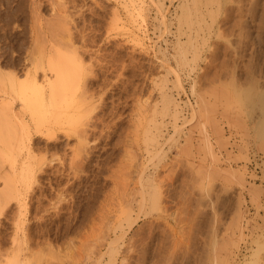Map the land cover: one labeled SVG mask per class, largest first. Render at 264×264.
<instances>
[{"label": "rangeland", "instance_id": "1", "mask_svg": "<svg viewBox=\"0 0 264 264\" xmlns=\"http://www.w3.org/2000/svg\"><path fill=\"white\" fill-rule=\"evenodd\" d=\"M235 1L0 0V73L22 81L38 48L69 31L70 44L60 42L92 70L81 63L89 73L75 99L81 88L96 104H67L36 126L18 97L0 92L18 120L0 141L15 173L5 160L0 175L19 186L1 202L0 264H264V0L239 2L241 13ZM79 112L91 124L85 146L68 134Z\"/></svg>", "mask_w": 264, "mask_h": 264}, {"label": "bare ground", "instance_id": "2", "mask_svg": "<svg viewBox=\"0 0 264 264\" xmlns=\"http://www.w3.org/2000/svg\"><path fill=\"white\" fill-rule=\"evenodd\" d=\"M31 1H36V0H31ZM54 1V0H53ZM56 1V0H55ZM190 1V0H189ZM238 2V4H237V2ZM235 2H236V4H237V6L235 5V7H230V8H235V10H237V11H239L240 10V5H239V2H241V1H243V0H236ZM245 1V0H244ZM250 1H252V0H250ZM249 1V3H251ZM12 2V1H11ZM31 3V4H35V3ZM43 2V1H42ZM41 2V3H42ZM50 2V1H49ZM65 2V1H64ZM185 2H186V0H185ZM195 2V4H196V1H194ZM234 2V1H233ZM40 3V4H41ZM205 3V2H204ZM207 3H208V1H207ZM214 3V2H213ZM38 4H39V2H38ZM57 4V3H56ZM241 4V3H240ZM60 5V4H59ZM180 6H181V4H179ZM206 5V4H205ZM208 5V4H207ZM210 5V4H209ZM217 5V4H216ZM233 5V4H232ZM255 5V4H254ZM15 6V5H14ZM39 6V5H38ZM183 6V5H182ZM197 6V5H196ZM241 6H242V4H241ZM258 6H260V5H258ZM32 7V6H31ZM36 7V6H35ZM54 8L53 9H56L55 8V6H53ZM56 7H57V5H56ZM186 7H187V5H186ZM229 7V6H228ZM9 8V7H8ZM59 8H61L60 6H59ZM63 8V7H62ZM39 9V8H38ZM52 9V10H53ZM65 9V8H64ZM188 9V8H187ZM242 9V8H241ZM62 10V9H61ZM194 10H195V7H194ZM209 11H210V8L208 9ZM216 10V9H215ZM228 9L226 8V11H227ZM55 11V10H54ZM58 11V10H57ZM197 11V10H196ZM212 11V10H211ZM217 11V10H216ZM61 12V11H60ZM65 12V11H64ZM174 12H175V10H174ZM198 12V11H197ZM207 12V11H206ZM213 12V11H212ZM211 12V13H212ZM262 12V11H261ZM4 13V12H3ZM70 13V12H69ZM194 13V12H193ZM239 13H241L240 11H239ZM58 14V13H57ZM188 14V13H187ZM32 15V14H31ZM55 15V14H54ZM201 15V14H200ZM199 15V16H200ZM244 15V14H243ZM261 15H262V13H261ZM20 16V15H19ZM53 16V15H52ZM60 16V15H59ZM65 16V15H64ZM73 16V15H72ZM176 16V15H175ZM191 16V15H190ZM208 16V15H207ZM212 16H213V13H212ZM248 16V15H247ZM259 16V15H258ZM34 17V16H33ZM35 17H36V15H35ZM178 17V16H177ZM209 17V19H210V21H212L211 19L212 18H210V16H208ZM195 18V17H194ZM35 19H37V18H35ZM55 19V18H54ZM58 19V18H57ZM57 19H56V21H57ZM61 19V18H60ZM64 19V18H63ZM191 19V18H190ZM190 19H189V21H190ZM203 19V18H202ZM202 19H201V21H202ZM257 19V18H256ZM178 20H180V19H177V21ZM184 20V19H183ZM53 21V20H52ZM64 21V20H63ZM257 21V20H256ZM34 22V21H33ZM213 22V21H212ZM211 22V23H212ZM237 22V21H236ZM241 22V21H240ZM53 23H56V22H53ZM52 23V24H53ZM63 24H65V22H62ZM61 23V24H62ZM70 23V22H69ZM74 23V22H73ZM72 23V24H73ZM184 23H187V22H184ZM204 23V22H203ZM210 23V24H211ZM220 23V22H219ZM260 23L262 24V23H264V15H262V18L260 17ZM7 24V23H6ZM39 24V23H38ZM43 24H45V23H43ZM46 24H51V22H47ZM57 24H58V22H57ZM191 24V23H190ZM199 24V23H198ZM35 25V26H34ZM33 25V27L35 28L36 27V24H34ZM54 25V24H53ZM52 25V26H53ZM74 25V24H73ZM196 26H197V24H195ZM258 25V24H257ZM262 25H264V24H262ZM55 27L57 26L56 24L54 25ZM59 26H61L60 25V21H59ZM58 26V28H60ZM63 26V25H62ZM65 26H66V24H65ZM191 26H192V24H191ZM194 26V25H193ZM200 26V25H199ZM199 26H198V28H199ZM222 26V25H221ZM232 26V25H231ZM230 26V27H231ZM246 26V25H245ZM260 25H258V27H259ZM49 27H50V25H49ZM244 27V26H243ZM39 28V27H38ZM43 28V27H42ZM44 28H45V26H44ZM51 28V27H50ZM53 29H55L54 27H52ZM51 28V30H53ZM65 28V27H64ZM64 28L62 27V29L64 30ZM67 28H68V26H67ZM201 28V27H200ZM13 29V28H12ZM47 29V28H46ZM178 29H179V27H178ZM187 29H189L188 27H187ZM206 29H207V27H206ZM228 29V28H227ZM237 29V28H236ZM244 29V28H243ZM35 30V29H34ZM38 29H36V31H37ZM48 30H49V32L51 31L49 28H48ZM58 30H61V29H57L56 28V31H58ZM68 30H69V28H68ZM75 30V29H74ZM180 30V29H179ZM201 31H202V28L200 29ZM208 30V29H207ZM40 31V32H39ZM41 31H42V29L40 30H38V32H39V37H40V34H41ZM56 31H52V32H55L56 33ZM240 31H242V30H240ZM19 32V31H18ZM37 32V33H38ZM59 32V31H58ZM62 32V31H61ZM198 32V31H197ZM207 32V31H206ZM34 33H35V31H34ZM46 33V32H45ZM44 33V34H45ZM64 33H66V34H63V32H62V34L63 35H67L68 33H70L69 31H68V33H67V31L66 32H64ZM72 33V32H71ZM83 33V32H82ZM183 33V32H182ZM216 33V32H215ZM232 33V32H231ZM257 33V32H256ZM23 34V33H22ZM36 34V33H35ZM35 34H34V36H35ZM43 34V35H44ZM47 34L50 36H52V33H46V36H47ZM54 34V33H53ZM62 34H60V32H59V35H61L60 37H59V40L57 39V38H54L55 39V43H59L60 42V40H62L63 39V43H64V45L65 44H67L66 42H67V40L66 41H64V38H67L66 36L65 37H63L62 36ZM221 34V33H220ZM236 34H238V33H236ZM19 35V34H18ZM42 35V36H43ZM56 35L58 36V34L56 33ZM78 35V34H77ZM85 35V34H84ZM190 35V34H189ZM203 35V34H202ZM201 35V36H202ZM212 35V34H211ZM227 35V34H226ZM230 35V34H229ZM242 35H243V33H242ZM45 35H44V37H45V39H47L48 37H46ZM56 36V37H57ZM70 36L71 35H69L68 37V39H70ZM178 36V35H177ZM181 36V35H180ZM209 36V35H208ZM215 36H217V35H215ZM221 36V35H220ZM241 36V35H240ZM239 36V37H240ZM256 36V35H255ZM259 36V35H258ZM262 36H264V35H262ZM53 37H55V36H53ZM52 37V38H53ZM62 37V38H61ZM218 37V36H217ZM38 37H34V39L36 40ZM42 37H40V38H38V39H41ZM6 39V38H5ZM38 39H37V41H38ZM44 39V40H45ZM49 39V38H48ZM54 39H53V41H54ZM56 39L58 40L57 42H56ZM73 39H74V37L72 36V38H71V40L70 41H72L73 42ZM42 40V39H41ZM40 40V41H41ZM51 39H49V42H51L50 41ZM81 40V39H80ZM193 40V39H192ZM191 40V41H192ZM196 40V39H195ZM45 41H47V43H48V40H45ZM45 41H43V42H45ZM83 41V40H82ZM187 41V40H186ZM202 41H204L203 39H202ZM217 41H219V40H217ZM13 42V41H12ZM43 42H40V44H42ZM68 42H69V40H68ZM84 42V41H83ZM92 42V41H91ZM216 42V41H215ZM35 43V42H34ZM34 43H33V45H34ZM38 44H39V42H37ZM46 43V42H45ZM53 44H51V45H49L48 44V46H45L44 44H42L41 45V48H38L40 51H41V57L40 58H38V59H35V61L37 62L38 61V63L37 64H35V65H33V69H31V70H29L28 71V69H27V71H26V78L24 79H22V81H19L18 79H17V75L15 76L14 75V73L13 74H10L9 72L8 73H4L3 75L0 73V92H2V94H4V95H12L13 97L14 96H16V97H18L20 100H21V107H23V108H26V110L27 109H29V115H30V119H32V120H40V118L41 117H39V116H42V117H51L52 115H54L55 117H57L56 119H58L59 117L61 118L62 116L61 115H63V112H62V109L63 110H66V108L65 107H68L67 106V104L69 105V104H71L72 106H74V109H76V107L75 106H77V105H79V110H80V103H82L83 101H86V102H88L89 100L88 99H85L87 96H83L82 94H84V92H86V90L84 89V86L82 87L83 89L82 90H85L82 94H81V88H80V94L78 95L77 94V97L79 98V96H80V98L79 99H75V96H76V89H78L79 88V86L81 85V81L83 82V74H85L86 73V71H85V73H79L80 71H79V69L80 70H82V68H81V63L83 62L82 60H79L78 58V56H75L74 58L72 57V55L74 54H69L70 52H73L74 51V49L72 50L71 48L74 46V43H73V45H71L72 47L70 48V46H69V48H70V50H72V51H70L69 53L67 52V51H69V50H66L67 48H66V46H64L63 44H62V42H60V44L58 45V44H56L55 45V43L54 42H52ZM181 43V42H180ZM187 43H189V42H187ZM220 43V42H219ZM224 43V42H223ZM239 43V42H238ZM68 44H70V43H68ZM67 44V45H68ZM84 44V43H83ZM178 44V43H177ZM195 44V43H194ZM204 44H205V42H204ZM214 44V43H213ZM226 44V43H225ZM252 44H254V43H252ZM257 44V43H256ZM35 45H37V44H35ZM81 45H82V42H81ZM181 45H182V43H181ZM180 45V46H181ZM84 46H86V45H84ZM90 46V45H89ZM186 46V45H185ZM202 46V45H201ZM214 46V45H213ZM229 46V45H228ZM245 46V45H244ZM252 46V45H251ZM32 47V46H31ZM40 47V46H39ZM192 47V46H191ZM197 47V46H196ZM195 47V48H196ZM259 47V46H258ZM32 48H34V46L32 47ZM36 49H35V51L36 50H38L37 49V46L35 47ZM79 48V47H78ZM215 48H218V47H215ZM230 48V47H229ZM247 48V47H246ZM251 48V47H250ZM9 49V48H8ZM80 49V48H79ZM98 49V48H97ZM193 49V48H192ZM201 49V48H200ZM32 50V49H31ZM31 50H30V52H31ZM38 50V51H39ZM76 50V49H75ZM179 50V49H178ZM196 50V49H195ZM33 52V59H34V57H35V54H37V56L39 55V52H35L34 51V49L32 50ZM83 51H85V50H83ZM185 51V50H184ZM250 51V50H249ZM6 52V51H5ZM29 52V53H30ZM75 53H78L79 52V50L77 51H74ZM88 52V51H87ZM86 52V53H87ZM95 52V51H94ZM193 52V51H192ZM16 53V52H15ZM80 53V52H79ZM85 53V52H84ZM178 53H180V51L178 52ZM181 53H182V51H181ZM233 53V52H232ZM240 53V52H239ZM260 53V52H259ZM20 54V53H19ZM80 54H82V53H80ZM101 54V53H100ZM194 54H196V53H194L193 52V57H195V55ZM213 54V53H212ZM221 54V53H220ZM225 54V53H224ZM29 55V54H28ZM32 55V54H31ZM30 55V56H31ZM184 55H186V53L184 54ZM183 55V57L182 58H184L185 56ZM191 55H192V53H191ZM190 55V56H191ZM214 55V54H213ZM103 56V55H102ZM197 56V55H196ZM233 56V55H232ZM257 56V55H256ZM32 57V56H31ZM78 57V58H77ZM93 57V56H92ZM100 57V56H99ZM174 57H176V56H174ZM209 57V56H208ZM26 58V57H25ZM30 58V57H29ZM28 58V59H29ZM81 58V57H80ZM181 58V59H182ZM192 58V57H191ZM191 58H189V59H191ZM196 58V57H195ZM210 58V57H209ZM225 58H227V56L225 57ZM235 58V57H234ZM233 59V58H232ZM257 59V58H256ZM32 60V59H31ZM31 60H30V64H32L31 63ZM133 60V59H132ZM131 60V61H132ZM261 60V59H260ZM34 61V60H33ZM164 61V60H163ZM183 61V60H182ZM191 62H192V60H190ZM218 61V60H217ZM228 61V60H227ZM35 62V63H36ZM85 62V61H84ZM224 62H226L225 60H224ZM238 62V61H237ZM258 62V61H257ZM8 63V62H7ZM16 63V62H15ZM98 63V62H97ZM233 63V62H232ZM241 63V62H240ZM247 63V62H246ZM259 63V62H258ZM24 64V63H23ZM33 64H34V62H33ZM83 64V63H82ZM94 64V63H93ZM186 64V63H185ZM213 64H215V63H213ZM260 64V63H259ZM87 64H83V66H85L84 67V69L86 70H88L89 69V71H92V70H90V64L89 65H87ZM209 65H210V63H209ZM252 65V64H251ZM23 66V65H22ZM26 66H28V60H27V65ZM98 66V65H97ZM184 66V65H183ZM87 67V68H86ZM123 67V66H122ZM137 67V66H136ZM250 67V66H249ZM262 67V66H261ZM27 68V67H26ZM100 68H102V67H100ZM110 68V67H109ZM129 68V67H128ZM194 68V67H193ZM204 68V67H203ZM206 68V67H205ZM231 68V67H230ZM252 71H254L255 72V70L253 69V66H252ZM257 69V68H256ZM133 70V69H132ZM167 70V69H166ZM192 70H194V69H192ZM262 70V69H261ZM38 71H40V73H41V75H40V78H38L37 79V74L39 73ZM89 71L84 75V77H87L86 75L89 73ZM94 71V70H93ZM207 71V70H206ZM233 71H234V69H233ZM247 71V70H246ZM38 72V73H37ZM84 72V71H83ZM120 72V71H119ZM205 72V71H204ZM244 72V71H243ZM260 72V71H259ZM258 72V73H259ZM16 73V72H15ZM93 73V72H92ZM253 73V72H252ZM91 74V73H90ZM95 74V73H94ZM93 74V75H94ZM250 74V73H249ZM256 74V73H255ZM260 74V73H259ZM92 75V74H91ZM92 75V76H93ZM96 75V74H95ZM95 75H94V77H95ZM117 75V74H116ZM213 75H215V74H213ZM243 75V74H242ZM21 76V75H20ZM227 76V75H226ZM245 76H246V74H245ZM250 76V75H249ZM260 76H262V77H264V74H261ZM90 77V76H89ZM93 77V78H94ZM229 78V77H228ZM234 78V77H233ZM20 79V78H19ZM83 79V80H82ZM87 79V78H86ZM90 79V78H89ZM204 79V78H203ZM262 79H264V78H262ZM244 80V79H243ZM201 81V80H200ZM229 81V80H228ZM260 81V80H259ZM85 83H86V81L84 80V82H83V84L85 85ZM89 83V82H88ZM113 83V82H112ZM250 83H252V82H250ZM222 84V83H221ZM253 84V83H252ZM261 84H262V82H261ZM123 85V84H122ZM156 85V84H155ZM226 85V84H225ZM112 86V85H111ZM136 86V85H135ZM166 86V85H165ZM200 86V85H199ZM224 86V85H223ZM257 86H259V84L257 85ZM86 88H87V86H85ZM162 87V86H161ZM164 87V86H163ZM241 87V86H240ZM103 88V87H102ZM138 88V87H137ZM223 88V87H222ZM253 88V87H252ZM125 89V88H124ZM199 89V88H198ZM197 89V90H198ZM251 89V88H250ZM161 90V89H160ZM213 90V89H212ZM226 90V89H225ZM233 90V89H232ZM241 90V89H240ZM254 90V89H253ZM200 91V90H199ZM243 91V90H242ZM227 92V91H226ZM232 92V91H231ZM230 92V93H231ZM248 92V91H247ZM104 93V92H103ZM165 93V92H164ZM163 93V94H164ZM197 93V92H196ZM233 93H234V91H233ZM240 93V92H239ZM87 94V93H86ZM89 94V93H88ZM218 94V93H217ZM249 94V93H248ZM247 94V95H248ZM212 95V94H211ZM239 95V94H238ZM93 96V95H92ZM92 96H90L91 98H92ZM197 96V95H196ZM233 96V95H232ZM260 96V95H259ZM11 97V96H10ZM103 97V96H102ZM136 97V96H135ZM163 97V96H162ZM214 97H216V96H214ZM213 97V98H214ZM246 97V96H245ZM244 97V98H245ZM248 97V96H247ZM251 97H252V94H251ZM8 99H6V100H2V101H0V120L1 121H3V123L2 124H0V141H3L4 142V140H2V138L5 136V134L6 133H4L5 131H9L10 129H8L7 128V126H11V125H7V123L8 124H12V125H14L13 124V122H9L8 120H9V118L10 117H12L13 116V119L14 120H16L15 119V112L13 113L12 112V110H11V99L9 98V97H7ZM163 98H165V97H163ZM223 98V97H222ZM227 98V97H226ZM257 98V97H256ZM90 99V98H89ZM166 99V98H165ZM200 99V98H199ZM231 99V98H230ZM235 99V98H234ZM237 99V98H236ZM88 100V101H87ZM91 100V99H90ZM164 100V99H163ZM224 100V99H223ZM249 100V99H248ZM92 101H93V99H92ZM104 101V100H103ZM165 101V100H164ZM168 101H169V99H168ZM240 101V100H239ZM238 101V102H239ZM247 101V100H246ZM98 102V101H97ZM124 102V101H123ZM171 102V101H170ZM169 102V103H170ZM204 102V101H203ZM202 102V103H203ZM232 102V101H231ZM234 102V101H233ZM241 103L240 104H243V102H244V100H243V102L242 101H240ZM250 102V101H249ZM249 102H247V103H249ZM252 102V101H251ZM250 102V103H251ZM99 103V102H98ZM168 103V104H169ZM221 103V102H220ZM223 103H224V101H223ZM225 103H226V101H225ZM235 103H236V100H235ZM258 103V102H257ZM261 103V102H260ZM91 104V105H90ZM163 105H164V103H162ZM82 105H84V104H82ZM89 105H90V107L92 106L93 108H95L96 106V104L94 103V106H93V104L92 103H90V101H89ZM88 104L86 105L85 104V106H86V111H88L87 110V106H89ZM162 105V106H163ZM204 105V104H203ZM166 106H168V105H165V107ZM245 106V105H244ZM247 106V105H246ZM82 107V106H81ZM93 108L92 109H90L89 108V111H91V110H93ZM164 108V107H163ZM200 108V107H199ZM202 108V107H201ZM77 109V110H78ZM82 109V108H81ZM262 108H259V110H261ZM68 110V109H67ZM66 110V111H67ZM73 110V109H72ZM65 111V112H66ZM81 111H83V110H81ZM86 111H83V112H86ZM94 111V110H93ZM102 111V110H101ZM245 111V110H244ZM262 111V110H261ZM247 112V111H246ZM62 113V114H61ZM69 113H71L72 114V112H69ZM66 114V115H69V116H71L72 117V115L71 114ZM73 113H75V112H73ZM82 113V112H81ZM80 112L78 113V117H76L75 115H74V120H73V118H70L71 119V121H69L70 123L72 122V120L73 121H75L76 120V118H78L76 121L77 122H80V121H82L83 120V118H82V115H84V113H82V115H81V118H79V116H80V114H81ZM88 113V112H87ZM92 113V111L91 112H89V114L88 115H90ZM261 113V112H260ZM262 113H264V112H262ZM75 114H77V112L75 113ZM18 115H20V114H18ZM17 115V116H18ZM65 115V116H66ZM87 115V116H88ZM260 115V114H259ZM262 115H264V114H262ZM53 116V121L55 122V120L56 119H54L55 117ZM65 116H63V117H65ZM69 116H66V117H69ZM85 116H86V114H85ZM85 116H83L84 117V120H85ZM94 116V115H93ZM253 117V116H252ZM261 117V116H260ZM21 118V117H20ZM38 118V119H37ZM87 118V117H86ZM89 118H90V116H88V121H89ZM22 119V118H21ZM46 119V118H45ZM50 119V118H49ZM69 119V118H68ZM81 119V120H80ZM93 119V118H92ZM91 118H90V120H92ZM52 120V119H51ZM79 120V121H78ZM82 121V122H80V124L78 123V126H75V125H77V124H75L74 125V129H73V125L71 126V128L70 129H68V134H69V132L70 133H72L73 134V132H74V134H75V136H83L84 135V137H82V139L80 140L79 138V140L82 142V144L80 143V141H79V145L81 144V145H83V146H85V142H83L85 139H83V138H86L85 137V135L86 134H88V132L86 133V134H84L86 131H85V128L88 126H86V124L84 125V122H86V120L85 121ZM97 120V119H96ZM17 122H18V120H16ZM20 121H22V120H20ZM35 121V125L37 126V125H39L38 123H40V122H36ZM42 121V120H41ZM56 121H58V120H56ZM76 121L74 122V123H76ZM15 122V121H14ZM33 122V121H32ZM50 123L49 124H51V121H49ZM90 122V121H89ZM89 122H86V123H89ZM16 123V122H15ZM22 123H23V121H22ZM61 123V122H60ZM69 123V124H70ZM99 123V122H98ZM239 123V122H238ZM255 123V122H254ZM260 123V122H259ZM53 124V123H52ZM140 124V123H139ZM257 124V123H256ZM261 124V123H260ZM260 124H258V125H256L258 128L257 129H260L261 127H264V126H261L262 124H264V123H262L261 125ZM24 125H25V123H24ZM40 125H42V124H40ZM71 125V124H70ZM69 125V126H70ZM84 127H83V126ZM91 125V124H90ZM89 125V126H90ZM103 125V124H102ZM253 125V124H252ZM259 125L261 126L260 128H259ZM28 126V125H27ZM26 126V127H27ZM86 126V127H85ZM88 126V127H89ZM14 127V126H13ZM39 127V126H38ZM37 127V128H38ZM47 127V126H46ZM55 127V126H54ZM87 127V128H88ZM93 127V126H92ZM91 127V128H92ZM254 127V126H253ZM15 128V127H14ZM14 128H12V129H14ZM23 128V127H22ZM28 128H29V126H28ZM36 128V129H37ZM50 128H51V126H50ZM86 128V129H87ZM90 128V127H89ZM88 128V129H89ZM256 128V127H255ZM7 129V130H6ZM27 129V128H26ZM35 129V128H34ZM52 129V128H51ZM63 129V128H62ZM94 129V128H93ZM257 129H252V130H254L255 132L257 131ZM262 129H264V128H261V130ZM19 130V129H18ZM28 130V129H27ZM26 130V131H27ZM38 130H39V128H38ZM50 130V129H49ZM56 130V129H55ZM66 130V129H65ZM261 130H258V132L259 131H261ZM13 132H14V130H12ZM45 131L47 132V130L45 129ZM85 131V132H84ZM11 132V131H10ZM10 132H8V133H10ZM45 132V133H46ZM50 132L54 135V131H52V130H50ZM262 132H264V130H262L261 131V135H264V133H262ZM12 133V132H11ZM44 133V132H43ZM48 133V135H50L49 134V132H47ZM254 133V132H253ZM71 134V135H72ZM255 134V133H254ZM253 134V135H254ZM256 134H257V132H256ZM255 134V135H256ZM7 135L8 134H6V137H7ZM12 135H13V133H12ZM11 135V136H12ZM15 135V134H14ZM20 135V134H19ZM47 135V134H46ZM90 135V134H89ZM3 136V137H2ZM9 136V135H8ZM10 136V137H11ZM16 136V135H15ZM15 136H14V138H15ZM51 136V135H50ZM5 137V138H6ZM20 137V136H19ZM18 137V138H19ZM48 137V136H47ZM256 137H258L257 135H256ZM254 138V137H252V138H254V139H257V138ZM262 137H264V136H262ZM5 138H3V139H5ZM8 138V137H7ZM17 138V139H18ZM81 138V137H80ZM11 140H12V138H11ZM14 140V139H13ZM83 140V141H82ZM15 141V140H14ZM13 141V142H14ZM255 142H256V140H254ZM259 142H260V140H259ZM262 142H264V140H262ZM252 143H253V141H252ZM257 143V142H256ZM5 144V143H4ZM3 144V146H0V162L1 163H3L2 161H5L6 160V162L7 163H9L8 164V167L10 168V170H11V173H12V176L14 175V170H13V168H12V166H14V157L13 156H10V153L11 152H9V151H7L6 149H9V147L10 146H8L9 145V143L8 144H5L4 145ZM23 144V143H22ZM77 144V145H78ZM12 145V144H11ZM78 145V146H79ZM87 145V144H86ZM256 145H258V144H256ZM12 147V146H11ZM16 147V146H15ZM22 147V146H21ZM80 147V146H79ZM87 147V146H86ZM255 147V146H254ZM261 147H262V145H261ZM80 148H83L82 146L80 147ZM78 149L77 148V150L75 151V152H77V151H79V150H81V149ZM85 148V147H84ZM12 148H10V150H11ZM259 149V148H258ZM262 149V148H261ZM73 150V149H72ZM17 151H18V149H17ZM262 151V150H261ZM19 152H21V151H19ZM80 152V151H79ZM79 152H77V153H79ZM86 152V151H85ZM255 152V151H254ZM253 152V153H254ZM82 153V152H81ZM76 154V153H75ZM75 154H73V156L75 155ZM88 154V153H87ZM13 155V154H12ZM15 155V154H14ZM77 155V154H76ZM242 155V154H241ZM78 156V155H77ZM13 157V158H12ZM78 158V157H77ZM42 159V161L43 160H45V159H43V158H41ZM74 159H75V156H74ZM9 162H8V161ZM40 160V159H39ZM73 162V160H71V165L73 164L72 163ZM6 163V164H7ZM256 163V162H255ZM254 163V164H255ZM37 164V163H36ZM256 165V164H255ZM262 165H264V164H262ZM1 166V165H0ZM4 166V165H3ZM70 166V165H69ZM76 166V165H75ZM2 167V166H1ZM1 167H0V169H1ZM41 168V167H40ZM40 168H38V169H40ZM23 170V169H22ZM32 172V171H31ZM41 172V171H40ZM4 173V172H3ZM262 173H264V172H262ZM2 175H4V174H2ZM2 175H0L1 177L0 178H2ZM7 176H3V178H2V181H3V179H5L4 181H3V183H2V186H0V210H2V211H4V205H5V202L6 201H8L11 197H15V198H17L18 196H19V186H17V185H15L16 183L14 182V179H12V176L11 175H8V174H6ZM256 175V174H255ZM241 176V175H240ZM257 179V178H256ZM38 183V182H37ZM146 183H148V182H146ZM27 184V183H26ZM148 186V185H147ZM254 186V185H253ZM261 186V185H260ZM27 187V186H26ZM30 187V186H29ZM22 188V187H21ZM153 189V188H152ZM257 190V189H256ZM152 191H155V189H153ZM151 193V192H150ZM152 194H153V192H152ZM155 194V193H154ZM258 193H256V194H254L255 195V197H256V195H257ZM30 195V194H29ZM154 196V195H153ZM30 197V196H29ZM254 197V198H255ZM258 197V196H257ZM250 198V197H249ZM12 199H14V198H12ZM29 199V198H28ZM258 199V198H257ZM256 199V200H257ZM31 200H32V198H31ZM153 200V199H152ZM250 200H252V198L250 199ZM10 201V200H9ZM17 201H19V198H18V200ZM4 203V205L2 204V203ZM253 202V201H252ZM7 203V202H6ZM19 203V202H18ZM8 204V203H7ZM254 204H257V203H254ZM260 204V203H259ZM2 205V206H1ZM85 205V204H84ZM6 206V205H5ZM256 206H258V204L256 205ZM15 207H16V205H15ZM22 207V206H21ZM258 208V207H257ZM2 211L0 212V213H2ZM18 211V210H17ZM259 212V211H258ZM7 213V212H6ZM103 213V212H102ZM105 213V212H104ZM258 214V213H257ZM1 215V214H0ZM22 215V214H21ZM254 215V214H253ZM12 218H13V216H12ZM100 218V217H99ZM102 218V217H101ZM11 219V218H10ZM14 219V218H13ZM17 219H18V217H17ZM41 219V218H40ZM39 219V220H40ZM15 221V220H14ZM23 222H24V220H23ZM39 222V221H38ZM106 222V221H105ZM14 223V222H13ZM262 224V223H261ZM12 225V224H11ZM257 225V224H256ZM2 226V225H1ZM18 227V226H17ZM258 228V227H257ZM262 228V227H261ZM26 231V230H25ZM27 232V231H26ZM29 232V231H28ZM27 232V233H28ZM41 232V231H40ZM27 233L25 234V235H27ZM2 234V233H1ZM42 236V235H41ZM6 237V236H5ZM258 237V236H257ZM25 238V237H24ZM27 238V237H26ZM258 239V238H257ZM261 239H264V238H261ZM23 240H25V239H23ZM27 240V239H26ZM255 240V239H254ZM14 242V241H13ZM27 242H28V240H27ZM34 242V241H33ZM256 242V241H255ZM262 242V241H261ZM14 243H16V242H14ZM19 243V242H18ZM18 243H17V246H18ZM224 243V242H223ZM262 243H264V242H262ZM255 244V243H254ZM259 244V243H258ZM23 245H24V243H23ZM28 245V244H27ZM39 245V244H38ZM38 245H36V247L38 246ZM219 245H221V244H219ZM226 245V244H225ZM262 245V244H261ZM262 246H264V245H262ZM258 247H260V246H258ZM31 248V247H30ZM39 249H40V247H39ZM1 250V249H0ZM3 250V249H2ZM17 250V249H16ZM262 250H264V249H262ZM261 250V251H262ZM22 251V250H21ZM258 252H259V250H257ZM254 253H255V251H254ZM254 255V254H253ZM256 256L258 255V253L256 252V254H255ZM261 255V254H260ZM261 257V256H260ZM8 258V257H7ZM17 258H18V256H17ZM9 259V258H8ZM15 259V258H14ZM258 259V258H257ZM1 260V259H0ZM196 260V259H195ZM199 260V259H198ZM3 261V260H2ZM2 261H1V263H2ZM13 262H14V260H13ZM18 262V261H17ZM200 262V261H199ZM196 263V262H195ZM212 263V262H211ZM10 264V263H9ZM155 264V263H154ZM201 264V263H200Z\"/></svg>", "mask_w": 264, "mask_h": 264}]
</instances>
